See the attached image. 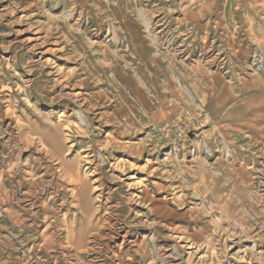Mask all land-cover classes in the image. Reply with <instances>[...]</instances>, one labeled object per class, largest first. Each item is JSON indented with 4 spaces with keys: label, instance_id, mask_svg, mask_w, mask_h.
Listing matches in <instances>:
<instances>
[{
    "label": "rangeland",
    "instance_id": "rangeland-1",
    "mask_svg": "<svg viewBox=\"0 0 264 264\" xmlns=\"http://www.w3.org/2000/svg\"><path fill=\"white\" fill-rule=\"evenodd\" d=\"M168 2L0 0V264H264V55Z\"/></svg>",
    "mask_w": 264,
    "mask_h": 264
},
{
    "label": "crops",
    "instance_id": "crops-1",
    "mask_svg": "<svg viewBox=\"0 0 264 264\" xmlns=\"http://www.w3.org/2000/svg\"><path fill=\"white\" fill-rule=\"evenodd\" d=\"M168 1L165 6L178 12L168 25L186 28L183 34L200 42L246 43L264 55V0Z\"/></svg>",
    "mask_w": 264,
    "mask_h": 264
},
{
    "label": "built area",
    "instance_id": "built-area-1",
    "mask_svg": "<svg viewBox=\"0 0 264 264\" xmlns=\"http://www.w3.org/2000/svg\"><path fill=\"white\" fill-rule=\"evenodd\" d=\"M159 134L162 140L174 150L182 148L184 139L188 135L183 125H173V127L159 128Z\"/></svg>",
    "mask_w": 264,
    "mask_h": 264
},
{
    "label": "bare ground",
    "instance_id": "bare-ground-1",
    "mask_svg": "<svg viewBox=\"0 0 264 264\" xmlns=\"http://www.w3.org/2000/svg\"><path fill=\"white\" fill-rule=\"evenodd\" d=\"M33 43V42H32ZM18 202V201H17Z\"/></svg>",
    "mask_w": 264,
    "mask_h": 264
}]
</instances>
